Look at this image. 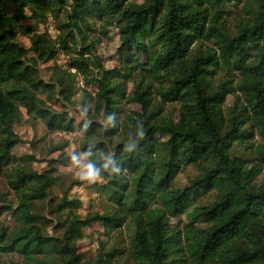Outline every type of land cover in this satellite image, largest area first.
<instances>
[{
  "label": "trees",
  "instance_id": "trees-1",
  "mask_svg": "<svg viewBox=\"0 0 264 264\" xmlns=\"http://www.w3.org/2000/svg\"><path fill=\"white\" fill-rule=\"evenodd\" d=\"M66 3L54 38L20 23L58 14ZM228 3L240 6L232 33L224 16ZM95 19L116 25L119 67L105 69L95 54L87 33ZM20 32L29 36V47L19 43ZM58 50L69 56L67 68L54 65L45 81L39 62ZM78 75L95 87L90 123H80L81 149H99L89 157L98 167L105 154L123 166L117 177L103 171L106 182L95 183L110 202L101 214L76 217L80 200L67 191L62 195L54 212L66 211L67 217L57 238L44 233L39 223L47 224L45 216L34 207L57 178L53 169L28 168L29 154H13L14 125L20 105L27 104L29 117L44 120L50 132L72 130L73 121L38 93L45 90L70 104ZM131 80L136 85L128 93ZM235 92L246 102L244 117L236 102L224 109L227 95ZM123 102L139 104L141 118L120 119ZM166 102L179 106V120L164 112ZM118 134L123 141L111 152L100 143ZM254 134L257 143L247 139ZM236 142L251 150V162L231 154ZM125 144H136L134 153ZM189 165L195 176L175 187V177ZM0 175L13 195L6 201L0 190V215L10 212L15 220L12 227L0 221V252L21 258L10 264H264V1L0 0ZM211 190L215 196L207 203L191 197ZM180 214L181 228L173 227L170 218ZM95 217L108 221L113 232L126 229L128 241L125 250L112 248L84 262L76 241Z\"/></svg>",
  "mask_w": 264,
  "mask_h": 264
},
{
  "label": "rangeland",
  "instance_id": "rangeland-1",
  "mask_svg": "<svg viewBox=\"0 0 264 264\" xmlns=\"http://www.w3.org/2000/svg\"><path fill=\"white\" fill-rule=\"evenodd\" d=\"M134 2L141 3L144 0H133ZM252 1V0H250ZM264 1V0H263ZM68 9V4L63 6L58 14H47L46 17L38 20L37 18H26L20 21L21 24L26 26H33L38 33H44L48 37L54 38L58 34V27L64 21V13ZM226 12L224 16L227 18L228 31L232 33L237 24V16L239 14L240 6L236 7L233 3L226 5ZM27 13H30L27 10ZM12 12L8 10V15ZM89 29H87L89 40L94 41V52L101 59L102 66L105 69L119 67L120 59L118 53L119 47V34L116 25L103 26L102 21L95 19L89 22ZM19 43L29 47L31 45L28 35H18ZM210 42L204 41V44ZM36 57L35 54L30 53L28 57ZM136 57L139 61H145V55L137 48ZM69 56L62 50H58L53 59H47L39 62V74L47 81L51 75L54 65L67 68ZM222 78L224 76L220 74ZM217 79V78H216ZM75 94L72 97V102L64 103L58 95L48 94L45 90H41L38 96L44 100V103L55 112H63L66 119L73 121V129L70 131L57 130L50 132L44 120L39 118H30L27 114V104L20 105L19 119L14 125V132L18 137V142L13 149V154L19 156L21 154H29L30 157L26 162L28 168L34 169L38 172L53 169V175L56 176V182L48 189V196L44 201L34 203L36 211L45 216L47 224H41L45 234L52 237H60L62 233V223L67 217L66 211L62 213L54 212L55 204L58 203L62 195L67 191L69 197L77 198L80 200V205L74 210V216L79 218L91 217L95 212L103 213L110 207V202L105 195L101 193L96 184L106 182L107 178L102 176L95 183L89 184L79 178L77 165L72 164L69 159L71 152L76 151L83 153L81 149L85 137V131L81 128L80 123L83 121L91 120L93 113V101L91 97L94 96L95 87L92 84L86 85L81 76L78 75L75 79ZM135 82L132 80L127 83V92L131 93L135 88ZM238 92L228 94L223 104L226 113L236 102L237 107L240 109L242 117L248 111L246 109V102L242 96L236 97ZM91 97H90V96ZM240 95V94H239ZM153 97L161 100V97L156 92H153ZM123 112L120 119L125 114L133 115L134 117L141 118V108L139 104L123 102ZM164 112L171 116L174 120H179L180 108L176 103H164ZM249 128L247 127V130ZM252 143L259 142L260 138L254 134L247 136ZM94 141V140H92ZM123 141L120 134L114 136L112 140L103 139L102 143L110 152L116 144ZM68 142L67 146L64 143ZM91 155L98 156L99 149L92 144L90 147ZM233 156L240 158L243 162H251L254 158L251 150L245 148L243 142L235 144L232 149ZM89 156H81V164L90 162ZM196 174V168L189 165L187 168L181 170L174 179V186L178 188L185 187L191 178ZM4 178L0 175V190L4 193L6 201L12 199L13 195L8 193L5 189ZM215 196V191H206L197 193L192 197L195 202L207 203L212 201ZM0 200V205L3 204ZM6 203V202H5ZM155 205V204H154ZM0 221L11 227L15 225L14 216L10 212H5L0 215ZM184 221V214L170 218V223L173 227L179 226L181 228ZM127 231L122 229L121 232H113L110 223L101 218H93L91 225L82 229V234L76 241L77 252L82 255L83 261L94 260L99 252H107L112 248L117 250H125L127 245ZM0 260L10 264L11 262H20L21 258L15 253H1Z\"/></svg>",
  "mask_w": 264,
  "mask_h": 264
},
{
  "label": "clouds",
  "instance_id": "clouds-1",
  "mask_svg": "<svg viewBox=\"0 0 264 264\" xmlns=\"http://www.w3.org/2000/svg\"><path fill=\"white\" fill-rule=\"evenodd\" d=\"M112 117L109 116V120H111ZM89 122H86L84 127L88 126ZM139 139L144 138L145 131L142 130L139 132ZM137 148L136 144H125L124 150L130 154L134 153V150ZM91 155V151L85 150L83 153H78L76 151H73L69 155V159L72 162V164L79 166L78 172H79V178L83 181H86L89 184L95 183L100 178H102V172L107 171L108 175L112 176L113 178L117 177L122 172V166L123 162H121L120 165H116L115 161L111 158L110 155L105 154L103 156L104 163L101 166H96L91 162L81 164V156H89ZM111 166V167H110Z\"/></svg>",
  "mask_w": 264,
  "mask_h": 264
}]
</instances>
